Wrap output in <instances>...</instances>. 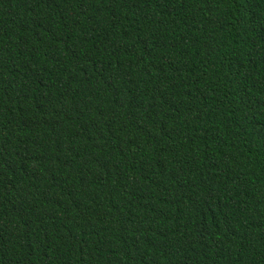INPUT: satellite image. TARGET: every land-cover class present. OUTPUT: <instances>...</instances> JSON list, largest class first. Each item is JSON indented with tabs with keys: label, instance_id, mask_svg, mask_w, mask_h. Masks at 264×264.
I'll return each instance as SVG.
<instances>
[{
	"label": "trees",
	"instance_id": "16d2710c",
	"mask_svg": "<svg viewBox=\"0 0 264 264\" xmlns=\"http://www.w3.org/2000/svg\"><path fill=\"white\" fill-rule=\"evenodd\" d=\"M0 264H264V0H0Z\"/></svg>",
	"mask_w": 264,
	"mask_h": 264
}]
</instances>
